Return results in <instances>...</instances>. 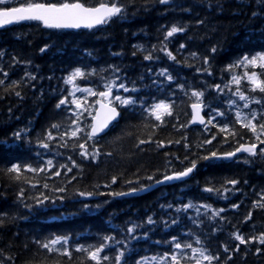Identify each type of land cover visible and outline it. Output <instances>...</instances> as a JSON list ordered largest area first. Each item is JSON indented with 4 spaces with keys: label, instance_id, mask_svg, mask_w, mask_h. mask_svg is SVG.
I'll return each mask as SVG.
<instances>
[{
    "label": "trees",
    "instance_id": "1",
    "mask_svg": "<svg viewBox=\"0 0 264 264\" xmlns=\"http://www.w3.org/2000/svg\"><path fill=\"white\" fill-rule=\"evenodd\" d=\"M21 2L26 0H12L8 4L15 6ZM34 2L56 3L61 0ZM81 2L86 6H95L99 0ZM119 2L126 5L124 15L93 29H49L38 21H23L0 29V50L4 53L0 56V68L9 72L8 77L0 72V79L6 81L5 85H0V213H7L8 217L0 226V261L3 264H40L41 261L54 264L59 260L60 264H80L82 254L75 252L76 244L98 245L104 235L115 236L118 240L126 238L130 221L141 223L151 215L157 223L137 230L135 235L138 239L130 241L132 251L125 257L128 264H135L141 256L170 251V245L163 242L171 236H177L181 241L189 239L183 235L189 230L201 238L213 255H219L220 264H264V245L253 242L240 245L239 250L233 252L238 242L230 236L235 230L245 238L264 232V209L252 207V201L259 199L258 194H264V158L259 155L248 164L243 162L246 154L230 161H202L187 178L140 194L122 197H80L77 194L82 191L127 192L129 187L139 188L140 183H150L145 179L148 175L160 179L162 174H170L171 170L181 171L192 159L205 155L206 150L231 151L237 145L232 142L222 144V135L211 145L196 147L208 138V132L201 125L187 124L192 114L190 105L195 102V98H190L191 90H203L204 103L211 101L209 108H203L205 119L211 109L217 108L226 115V119L218 117V123L234 122L233 113L225 105L226 99H234L228 94L229 90L225 88L224 94L218 96L208 86L223 85L229 79L230 74L222 71L226 64L245 53L264 50V19L251 18L253 11L264 12V7H253L254 0H219V4L217 0H172L167 7L159 5L157 0ZM198 20L203 23L197 24ZM172 24L186 26L183 33L174 34L167 42L169 51L180 63L168 60L160 51L164 33ZM181 43L185 44V48L177 51ZM45 45L48 47L40 52ZM153 45L156 46L154 52ZM213 45L217 47L214 55L210 53ZM192 52H196L200 59L194 60L189 55ZM149 53L154 59L144 60V55ZM205 55L210 57L211 76L197 71V67L203 68L202 57ZM13 57L19 63L13 64ZM109 65L120 69L118 75L121 82L137 89L132 94L137 103L132 108L118 109L120 115L117 120L98 136L95 145L89 144V152L93 146H98L100 155L97 160L82 159L78 148L73 149L70 140L67 148L59 147L54 140L50 142L54 151L38 149L37 138H43L44 131L51 124L60 123V131H63L71 122L67 105L55 108L57 101L66 96L69 89L63 77L73 68L80 67L85 71L95 69L99 75L110 78L112 72ZM102 68L106 71L100 73ZM163 68L168 69L174 81H166L157 75L158 70ZM25 71L33 74L35 80L25 78L17 86L15 90L20 91L21 96H15L11 90L5 92L7 85L12 80H19ZM242 71L236 69L238 74ZM99 75L79 79L76 83L80 87L103 90ZM177 84H183L184 91L178 89ZM242 90L248 91L246 81ZM113 92L123 94L122 90L114 89ZM83 95L76 93L77 97ZM256 96L259 98V93ZM141 98L147 102L145 107L151 105L154 99L169 101L173 105V114L165 117L163 124L146 118L147 114L140 108ZM87 99L91 102L93 98ZM250 108L259 111L260 105L253 103ZM87 122L90 123V119ZM154 123L159 127L153 129L151 125ZM183 124L187 127L182 128ZM236 127L239 129L238 125ZM22 128L28 130L27 139L31 143H25L23 139L13 141L10 133ZM210 131L216 132V129L210 128ZM52 132L54 137L58 136L57 130ZM240 134L244 141L250 139L247 131L240 130ZM140 140L146 143L139 144ZM168 140L181 142L168 144ZM158 141L164 142L162 148L157 147ZM80 142L83 141H77ZM185 143L189 144L188 149L184 147ZM37 151L41 153L40 157H37ZM185 156L188 160H184ZM47 159H53L56 168L61 164L72 168V160L78 167L72 168L70 173L67 168H61L58 177L51 176L52 169L40 173L34 178L39 180L34 188L31 184L12 180L3 171L10 163H31L39 167ZM26 175L33 177L32 173ZM112 176L117 177V182H111ZM225 179H238L236 187L239 191L225 193L226 199L203 191L205 187L221 188ZM125 181L133 183L129 185ZM44 183H48V189L43 188ZM57 187H63L65 192H53L52 189ZM21 188L24 189L23 203L16 197ZM40 192L49 197L44 206H37L34 199H30ZM61 195L63 200L59 199ZM188 202L225 209L221 213L224 219L216 217L209 220L201 209L199 219L202 225L196 227L189 220L190 216L197 215L195 209L186 213L175 212L176 206ZM85 203L90 205L89 209L83 208ZM24 204H32L33 207L30 209ZM169 204L171 209L161 207ZM232 204L238 207L233 209ZM95 205L100 207H93ZM250 211L251 216L245 221L244 217ZM165 219L170 224L167 229L162 223ZM172 219H178V223L171 225ZM214 228L217 231L213 232ZM143 231L149 232L147 239L143 237ZM56 235L69 237L70 258L48 253L36 244L37 240L44 242ZM156 241L161 243L156 244ZM221 244L227 245L232 252L230 258L220 247ZM257 247L261 248L259 253L256 252ZM114 253V249L105 252L113 256Z\"/></svg>",
    "mask_w": 264,
    "mask_h": 264
},
{
    "label": "snow or ice",
    "instance_id": "2",
    "mask_svg": "<svg viewBox=\"0 0 264 264\" xmlns=\"http://www.w3.org/2000/svg\"><path fill=\"white\" fill-rule=\"evenodd\" d=\"M158 4L167 7L172 3V0H157ZM251 2V0H250ZM219 4V0H217ZM253 7L260 8L264 7V0H254ZM126 5L121 4L119 0H99L95 6H86L81 0H61V2L48 3V2H34V0H26V2L18 3L15 6H9L8 0H0V27L7 25L18 24L23 21H38L45 28H88L91 29L97 25L108 24L113 18L118 16H123L125 13ZM188 11V9H184ZM264 19V12L253 11L251 13V18ZM203 21L198 20L197 24H201ZM186 27V26H185ZM185 27L177 26L172 24L168 30L164 33V40L161 41L160 51L164 53L168 60L180 63L173 55V52L169 51L167 47V42L170 37L174 34L183 33ZM48 46L40 48V52H44ZM136 47V46H134ZM185 48V44L181 43L177 49L180 51ZM152 51H156V46L153 45ZM217 52V47L213 45L210 49V53L213 55ZM4 53L0 50V56ZM114 55H118L115 53ZM135 55V53H133ZM189 55L195 60L200 59L196 52L189 53ZM146 61H151L154 59L153 55L149 53L143 57ZM12 63H19L16 57L12 58ZM203 68L197 67L198 72H206L209 76L212 75L210 68V57L205 55L202 57ZM11 67V65H10ZM111 69L112 75L110 78H105L95 69H89L87 71L80 67L73 68L67 75L63 77V82L69 85L66 96H62L57 103L55 108L61 109L63 106H68L67 111L71 113L70 124L64 127L63 131H60L61 124L53 123L46 129L43 133V138H37L36 144L38 149H44L47 151H54L51 148L50 142L56 140L61 148L68 147V141L72 142L73 149L79 150V155L82 159L96 161L97 157L100 155L98 146H93L92 151H88L89 144L95 145V141L98 138V134L104 132L109 125L116 121L120 115L118 109L132 108L136 105L137 101L132 95L137 92L135 87L129 88L126 83L121 82V77L118 75L120 69L114 65L108 66ZM236 69H243L242 73L238 74ZM105 69H100V73L105 72ZM151 71V70H149ZM223 72H228L230 74L229 79L223 84L209 85L215 93L224 94L225 88L229 90V95L232 98L225 100V105L228 107L234 115V122L220 124L217 122V118H225L226 115L224 111L220 109L213 108L208 113L207 119L201 115V110L203 108H209L211 101L209 103H204L203 97L205 92L203 90H191V97L195 98L190 107L192 109L191 119L188 120L187 124H193L198 122L203 126L204 131L208 132V138L204 139L201 143L197 144L196 147L203 148L204 145H211L216 139H219L221 135L222 144H228L232 142L237 146L231 151H216V150H206L205 155H200L195 159H192L188 166L184 167L181 171L171 170L170 174H162L160 179H154V176L148 175L145 177L150 183L144 184L140 183V187H129L127 192L123 191H110L107 193H96L82 191L77 194L80 197H92L95 195H108L109 197H122L134 194L139 191L147 190L151 188L153 184H163L168 181L182 180L184 177H188L193 171L198 167V164L202 161H230L235 160L239 155L246 154L243 162L245 164L251 163L258 155L264 158V50L256 51L251 54L245 53L239 56L231 63H228L222 69ZM0 72L3 73L4 77L9 76V72L0 68ZM102 82L100 87L103 90H97L93 87H80L76 83L79 79H86L89 76H97ZM157 75L163 77L166 81H174V77L169 73L167 68L159 69ZM35 80V76L28 71L24 72V75L19 80H12L7 87L4 89L5 92L14 91L15 96L20 97L21 92L16 91L18 85L22 81ZM142 79V78H141ZM247 82L248 91L242 90L244 82ZM5 79H0V85H5ZM235 89L232 90V86ZM177 88L184 91L183 84H177ZM122 90L114 94L113 90ZM76 93L85 94L83 96L77 97ZM259 93V98L256 94ZM187 95V92L185 93ZM71 97L69 100L68 98ZM87 97H92V101L89 102ZM147 102L141 98L140 108L143 113H146V118H151L155 121L163 124L164 118L171 116L173 114V105L171 102L166 100H155L151 105L145 107ZM260 105V110L257 111L255 108H250L251 104ZM74 106V109L73 107ZM90 119V123L87 121ZM187 124L181 125L182 128H186ZM239 126L237 129L236 126ZM147 126V125H146ZM153 129L159 127V124H152ZM175 127V126H174ZM210 128H215L216 132H211ZM52 130H57L58 136L53 135ZM240 130H245L250 134V139L244 141L243 136L240 134ZM29 132L26 128L18 129L10 133L13 141L24 140L25 143H31L27 139ZM151 139V137H150ZM186 139V138H182ZM83 141L77 143V141ZM181 141L168 140V144L176 143L179 144ZM139 144H144L146 141L140 140ZM164 146L163 141L157 142V147L162 148ZM184 147L189 148V144L185 143ZM59 155V153H56ZM37 157L41 156V153L37 151ZM107 155H110L108 153ZM168 155V153H165ZM71 160V157H69ZM184 160H188V156L184 157ZM78 167L75 160H72V168ZM67 168L70 173L72 168H69L66 164L59 165V168L54 167L53 159L43 160L39 167L33 166L31 163H10L9 166L3 169L4 173L9 176L14 181H20L24 184H31L34 188L36 184L39 183L38 179H34L40 173H47L49 169H52L51 176H60L61 173L59 169ZM26 173H32L33 177L30 178ZM50 178V177H49ZM111 182H117V177L112 176ZM139 183V180H137ZM125 183L131 185L132 181H125ZM247 183V181H245ZM238 179H225L221 188L215 187H205L203 191L209 193L217 194L221 199H226L225 193L239 191ZM232 186V187H229ZM107 187V185H106ZM44 189H48V183L43 184ZM222 189V190H221ZM53 192L64 193L65 189L63 187H57L52 189ZM23 193L24 189L21 188L16 192L17 199L23 203ZM259 199L252 201L253 208L264 209V194H258ZM34 199L35 205L44 206L45 201L49 199L47 195L40 192L37 197H32ZM60 200L64 197L61 195ZM108 201H104L107 203ZM24 207L32 208V204H24ZM93 207H100V205H95ZM162 208L171 209L172 205H161ZM237 204H232L231 208L236 209ZM84 209H89L90 205L85 203L83 205ZM190 209H195L197 215L195 217H189V220L196 227L202 225V221L199 219L201 214V209H203V215H205L209 220H213L219 217L221 220L224 217L221 215L225 209H216L209 204L194 205L191 202L183 203L175 208L176 213H186ZM210 213V215H209ZM251 216V211L248 216L244 217L247 221ZM7 213H0V226L5 223L7 219ZM157 223L151 215L147 216L145 220L141 223L129 222L126 229V238L116 239L112 235H104L100 238L101 242L93 245H83L76 244L75 252L81 253L80 264H128L126 260V255L131 253L130 241L138 239L135 235L137 230H143L146 226H155ZM164 228H169L170 224L168 220H162ZM178 219H172L171 225H176ZM123 231V230H122ZM217 229H213V232ZM189 239L181 241L177 236H171L169 240L164 241V244L170 245V251H166L163 254L153 255V256H141L136 261L135 264H220L219 255H213L211 251L204 246L201 238L193 233L191 230L183 234ZM231 238L238 242L236 248L232 251H238L240 245H246L253 242H258L260 245H264V232L259 233L255 236H245L238 230L231 232ZM143 237L147 239L149 237L148 231H143ZM70 239L68 236L56 235L51 239H46L44 242L39 240L36 244L42 248L46 249L48 253H57L63 257H71L70 251ZM156 244H160V241H156ZM224 253L230 258L232 252L229 251L227 245L221 244ZM112 249L115 250L114 256L105 254V252H111ZM261 248L257 247L256 252L259 253ZM6 259H11V257H6ZM0 264H3L0 261ZM40 264H46V261H41ZM54 264H60L59 260L55 261Z\"/></svg>",
    "mask_w": 264,
    "mask_h": 264
},
{
    "label": "water",
    "instance_id": "3",
    "mask_svg": "<svg viewBox=\"0 0 264 264\" xmlns=\"http://www.w3.org/2000/svg\"><path fill=\"white\" fill-rule=\"evenodd\" d=\"M98 26V25H97ZM94 27H96V26H94ZM2 28V27H1ZM62 29H66V30H70V29H86V28H83V27H81V28H62ZM190 109H191V107H190ZM191 112H192V109H191ZM201 115H202V110H201ZM203 116V115H202ZM114 122V121H113ZM112 122V123H113ZM192 125H200L198 122H196V123H193ZM106 130V129H105ZM104 130V131H105ZM102 134V133H101ZM101 134H98V136L99 135H101ZM185 178V177H184ZM175 181H177V180H174V181H168V182H165V183H163V184H159V185H157V184H154L151 188H148L147 190H144V191H142V192H145V191H148V190H150V189H152V188H154V187H157V186H160V185H164V184H167V183H172V182H175Z\"/></svg>",
    "mask_w": 264,
    "mask_h": 264
}]
</instances>
